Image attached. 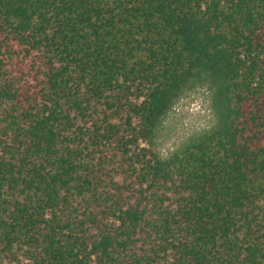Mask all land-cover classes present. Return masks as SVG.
Listing matches in <instances>:
<instances>
[{"label":"trees","instance_id":"obj_1","mask_svg":"<svg viewBox=\"0 0 264 264\" xmlns=\"http://www.w3.org/2000/svg\"><path fill=\"white\" fill-rule=\"evenodd\" d=\"M0 264H264V0H0Z\"/></svg>","mask_w":264,"mask_h":264},{"label":"rangeland","instance_id":"obj_2","mask_svg":"<svg viewBox=\"0 0 264 264\" xmlns=\"http://www.w3.org/2000/svg\"><path fill=\"white\" fill-rule=\"evenodd\" d=\"M211 94V87L203 84L186 91L180 97L156 131L155 145L160 156H170L192 136L215 123Z\"/></svg>","mask_w":264,"mask_h":264}]
</instances>
